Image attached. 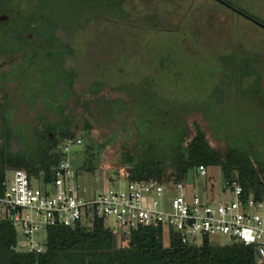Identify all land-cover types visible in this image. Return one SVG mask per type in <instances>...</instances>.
Returning <instances> with one entry per match:
<instances>
[{
  "label": "rangeland",
  "instance_id": "obj_1",
  "mask_svg": "<svg viewBox=\"0 0 264 264\" xmlns=\"http://www.w3.org/2000/svg\"><path fill=\"white\" fill-rule=\"evenodd\" d=\"M224 1L264 24V0ZM90 3L0 0V16H7L0 29V111L6 96L12 130L1 134L0 119V147L24 149V135L66 117L81 140L69 146V162L87 195L109 184L125 187L122 176L137 163L140 141L181 142L184 151L195 126L213 149L251 145L263 157L264 28L217 0H111L98 11ZM223 180L220 168L206 167L205 177L192 172L189 189L217 195ZM44 234L37 229L34 238ZM211 239L229 243L226 236ZM122 243L116 234V245ZM24 244L18 234V247Z\"/></svg>",
  "mask_w": 264,
  "mask_h": 264
},
{
  "label": "trees",
  "instance_id": "obj_2",
  "mask_svg": "<svg viewBox=\"0 0 264 264\" xmlns=\"http://www.w3.org/2000/svg\"><path fill=\"white\" fill-rule=\"evenodd\" d=\"M78 1L86 5V0ZM94 3L95 10L98 11L103 6L107 8L111 0H91L92 9ZM115 6L123 13L119 1ZM5 25H0V29ZM18 35L26 43L32 42L25 33ZM52 36L51 34L48 38L52 39ZM244 62L245 59L241 61V67ZM5 97L0 111L3 123L1 134L8 135L12 132L8 127L11 111ZM48 103L58 105L55 99H48ZM68 125L65 117L46 126L44 132L38 133L36 130L34 137L24 135L22 143L27 145L24 149H11L7 142L2 145L0 193L1 183L7 172L14 169L25 170L39 187L52 182L55 167L62 157L58 147L59 139L75 140L72 128ZM148 135L151 139V134ZM173 137L178 140L176 132ZM147 139L139 142L142 147L136 148L137 163L125 169L122 176L125 180L154 179L166 185L182 182L189 189L192 172L199 165H204L220 168L224 180L238 181L245 194L251 193L256 200L264 198V155L261 157L253 146L240 144L224 151L213 149L198 126H195L194 134L184 145V151L181 150V142L169 147ZM89 166L87 165V171H93L94 167ZM75 173L78 180L77 171ZM44 230L45 251L30 253L16 247L18 232L14 225L8 220H0V264H256L254 248L250 245L240 242L220 245L208 236L198 244L182 243L162 228H138L127 234L126 231L119 232L105 226L100 217H94L89 224L78 223L73 227L47 226ZM118 233L123 243L117 246ZM165 238L167 244L163 243Z\"/></svg>",
  "mask_w": 264,
  "mask_h": 264
},
{
  "label": "built area",
  "instance_id": "obj_3",
  "mask_svg": "<svg viewBox=\"0 0 264 264\" xmlns=\"http://www.w3.org/2000/svg\"><path fill=\"white\" fill-rule=\"evenodd\" d=\"M79 143V139L58 142L62 157L48 185L34 184L23 169L12 170L10 178L2 181L0 220L10 221L24 237L25 244L17 245L18 249L35 254L45 251L44 238H34L37 229L89 224L94 217L102 218L107 226L112 217V228L118 231L162 228L182 243L226 236L228 242L252 246L256 264H264V199L245 194L238 181L223 180L217 195L207 189L190 190L182 182L166 185L154 179L126 180L123 189L109 184L87 195L69 162V146ZM195 172L205 177L206 167L199 165ZM168 199L170 208L166 209Z\"/></svg>",
  "mask_w": 264,
  "mask_h": 264
},
{
  "label": "water",
  "instance_id": "obj_4",
  "mask_svg": "<svg viewBox=\"0 0 264 264\" xmlns=\"http://www.w3.org/2000/svg\"><path fill=\"white\" fill-rule=\"evenodd\" d=\"M217 1H218L219 3L225 5L226 7L230 8V9L233 10L234 12H236V13H238V14H240V15L246 17V18H248L249 20H251V21L254 22L255 24L259 25L260 27L264 28V24H263V23H261V22H259L258 20H256V19L250 17L249 15L245 14L244 12H242V11L236 9V8L233 7L231 4L225 2L224 0H217ZM6 22H7V16L4 15V14L1 15V16H0V25L5 24ZM29 36H30V35H29ZM30 37H31V36H30Z\"/></svg>",
  "mask_w": 264,
  "mask_h": 264
},
{
  "label": "flooded vegetation",
  "instance_id": "obj_5",
  "mask_svg": "<svg viewBox=\"0 0 264 264\" xmlns=\"http://www.w3.org/2000/svg\"><path fill=\"white\" fill-rule=\"evenodd\" d=\"M26 37L28 38L29 41H32L30 38H29V34L28 33H25ZM263 86H264V76H263Z\"/></svg>",
  "mask_w": 264,
  "mask_h": 264
}]
</instances>
